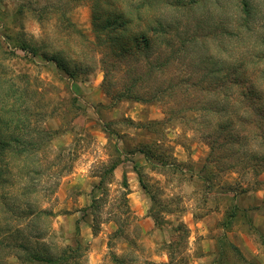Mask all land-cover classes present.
<instances>
[{
    "label": "rangeland",
    "instance_id": "1",
    "mask_svg": "<svg viewBox=\"0 0 264 264\" xmlns=\"http://www.w3.org/2000/svg\"><path fill=\"white\" fill-rule=\"evenodd\" d=\"M263 216L264 0H0V264H261Z\"/></svg>",
    "mask_w": 264,
    "mask_h": 264
},
{
    "label": "crops",
    "instance_id": "2",
    "mask_svg": "<svg viewBox=\"0 0 264 264\" xmlns=\"http://www.w3.org/2000/svg\"><path fill=\"white\" fill-rule=\"evenodd\" d=\"M134 155H140V156H142V158L145 157L144 158L145 162L147 160V157L144 154H142L138 149L134 151ZM130 157L132 158L131 155H130ZM119 165L120 164H118V166ZM124 165H129L130 168L128 170L122 172V174H121L122 177L125 178L126 176H128L130 178L131 183H132L131 190H132L133 195L140 194V191H141L140 173L138 172V167L136 168L137 164L132 162V161H128ZM117 167H116V169H117ZM116 169L112 173H114V172L116 173L117 172ZM193 226L195 228L194 233L196 234L197 240L200 239L199 236L205 235L208 232H209L208 234H210V235H212V233H215L214 231L210 232L211 230L209 228H207V227H206V229L205 228L202 229L201 233H198L196 228H198V226H202V224L195 223ZM243 227H244V230L246 231L245 236H246V239H248V243L250 241V243H252L255 246V251H253V252H249V251L245 250L244 247L242 246V249L240 248V250H241L243 258H245V260H247V261H252L253 258H256L261 264H264V235L262 236L261 232H259L260 231L259 225L257 227H255V228H252V230H254L255 233H259V235H254L253 237L250 234L251 233L250 232V227H248L247 225H245ZM218 230H220V232H225V229L221 230V228H219ZM90 236L91 237H87V235H86V239L85 240L87 242L90 241L91 243L92 242L95 243V242H97L99 240V238H97V236H95L94 234H91ZM228 236H229L230 239H232L229 234H228ZM218 241L219 240H217V239L216 240L215 239L210 240L209 241V245L207 247H205L206 250H204L205 253L212 252V254H211L212 256L211 257L213 259L212 260L213 264H217L216 257H220V255H221V254H218V251H219L218 250L219 247L217 246L218 245ZM203 242H205V241H203ZM246 242H247V240H246ZM239 247H241V245H239ZM98 258H99V256H98Z\"/></svg>",
    "mask_w": 264,
    "mask_h": 264
},
{
    "label": "trees",
    "instance_id": "3",
    "mask_svg": "<svg viewBox=\"0 0 264 264\" xmlns=\"http://www.w3.org/2000/svg\"><path fill=\"white\" fill-rule=\"evenodd\" d=\"M96 2H97V0H96ZM95 21H96L97 26L102 31H107L111 27H114L116 29L123 28L124 30H126V28H127V26L125 25L126 22L124 21V19L116 17L114 14H112L109 19H107L106 17L103 18L101 16L100 17H96ZM138 41H139V38L136 37V36L129 37L128 44L132 45L133 43H135L136 46H138L139 45ZM128 48H130V47H128ZM51 60L54 61L55 64L57 65V67L62 69L68 76L71 77L73 75V73L71 72L70 67H69L68 64H64V63H62V62H60V61H58L57 59H54V58H52ZM229 77H230V75L228 74V76H226L225 78L228 79ZM229 84L230 85H239L240 82L231 81V83H229ZM257 86H258V82H256V80H255V82L253 83L252 87H250V90H248L246 92L244 91V92H242L240 94L236 93V95H234L233 98L238 103H242L243 100L248 101L250 99H251V102H254L255 100H257L256 94L254 93L257 90ZM139 151L146 156V152L145 151H143L141 149ZM117 166H118V164H113L109 173H112L116 169ZM140 184H141L142 188L144 190H146L145 184L141 181V179H140ZM23 249L24 250H29L30 249L33 252H34V250H36L34 248H31V247L29 248L27 245L23 246ZM35 260L40 262V263H52L53 262L50 259H44V258H41V257H36ZM63 264H66V263L63 262Z\"/></svg>",
    "mask_w": 264,
    "mask_h": 264
}]
</instances>
